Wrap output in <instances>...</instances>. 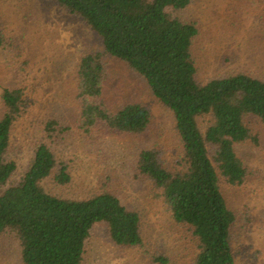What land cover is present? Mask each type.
I'll return each mask as SVG.
<instances>
[{"label": "trees", "instance_id": "1", "mask_svg": "<svg viewBox=\"0 0 264 264\" xmlns=\"http://www.w3.org/2000/svg\"><path fill=\"white\" fill-rule=\"evenodd\" d=\"M46 1L78 18L100 46L85 50L73 66V111L49 112L55 89L45 86L48 68L32 71L9 25L0 22V56L15 74L0 94V248L14 246L20 264H97L90 247L102 229L116 247L139 251L146 264H241V234L252 221V206L236 208L230 195H251L263 181L239 150L261 148L264 141L263 67L239 68L235 51L219 53L213 39L203 43L202 64V20L186 15L196 0ZM245 2L264 12V0ZM116 62L146 87L170 128L155 121L142 98L114 96ZM205 69L210 73L202 76ZM168 128L179 141L176 152L164 143ZM18 134L30 158L15 180L11 148ZM149 137L155 141L147 146L118 143ZM75 145L109 152L98 188L69 197L65 191L82 162ZM127 175L184 234L175 257L153 250L144 211L124 203L120 188Z\"/></svg>", "mask_w": 264, "mask_h": 264}, {"label": "rangeland", "instance_id": "2", "mask_svg": "<svg viewBox=\"0 0 264 264\" xmlns=\"http://www.w3.org/2000/svg\"><path fill=\"white\" fill-rule=\"evenodd\" d=\"M245 1L196 0L192 4L186 15L202 20L203 33L198 43L202 64L205 61L203 43H208L209 39H213L212 48H218L219 53H222L224 49L235 51L236 57L241 60L238 66L246 65L253 69L263 67L261 72L264 73L263 8ZM0 22L9 25L12 31L11 36L21 44L27 58L31 59L32 71L39 72V70L48 68L45 79L49 81L45 86L55 89L54 98L50 97L47 102L49 112L56 110L69 113L73 111L75 90L72 69L85 50L100 46L97 36L78 18L66 16L57 9L55 4L46 0H0ZM221 66L223 68L225 63L220 62L218 67ZM241 67L243 66L239 68ZM201 69L204 71L203 65ZM111 73H113L111 84L114 96L126 100L142 98L149 103L155 115V121L169 127L170 119L167 114L140 80L123 64L114 63ZM209 73L208 69H205L202 76L209 75ZM14 79L15 74L10 67L9 59L1 55L0 94L3 87L11 85ZM169 128L164 137V143L171 151L176 152L180 149V144ZM153 138L149 137L147 140L131 138L122 140L120 138L118 143L121 147L125 145L127 148L136 144L147 146L155 141ZM71 149L76 154L74 156H79L82 162L77 165L80 169L78 168L76 172L74 183L65 192L69 197L86 196L98 188V181L106 171L103 157L109 150L97 146L80 147L78 150L76 145ZM239 150L241 156L252 168L263 173V181L256 187L254 184L255 190L251 195L240 190L230 195V201L236 208L243 203H250L252 206L250 215L252 221L247 224L241 234L242 247H244V259L241 264H264V141L261 148L251 145L242 146ZM11 153L17 158L18 174L15 180H18L27 168L30 158L28 145L19 134L11 148ZM125 183V186L120 188V196L128 207H138L144 211L147 237L153 250L163 254H172L173 257L178 255L184 245L182 231L172 225L159 202L153 203L145 199L147 193L145 189L128 182V175ZM90 253L92 260L97 264H146L139 251L116 247L111 242L108 233L102 229L96 231ZM257 254L260 255L257 256ZM0 264H20L19 254L14 246L0 248Z\"/></svg>", "mask_w": 264, "mask_h": 264}]
</instances>
